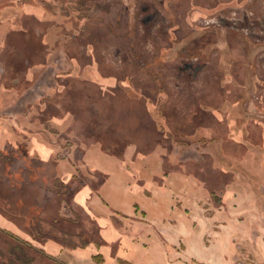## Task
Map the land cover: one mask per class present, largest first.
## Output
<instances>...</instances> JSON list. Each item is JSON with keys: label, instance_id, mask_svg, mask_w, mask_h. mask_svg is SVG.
I'll return each instance as SVG.
<instances>
[{"label": "rangeland", "instance_id": "1", "mask_svg": "<svg viewBox=\"0 0 264 264\" xmlns=\"http://www.w3.org/2000/svg\"><path fill=\"white\" fill-rule=\"evenodd\" d=\"M16 1L22 0H4V5ZM153 1L159 4L161 0ZM163 1L162 11L172 8L166 12L170 23L160 25L156 34L149 36L138 20V10L151 0H85L84 6L79 0H26L44 7L48 18L53 16L55 28L47 43L44 36L35 33L46 26L37 22L30 8L29 31L13 33L0 42V129L4 128L0 152L9 156L7 161L0 157V264H111L110 260L133 264L118 259L121 250L127 249L121 236L115 238L103 225L94 223L83 205L72 199L74 190L86 181L97 185L102 180L81 166V151L92 144L123 157L128 148L136 157H148L162 149L167 172L182 170L180 165H185L187 172L196 173L220 197L216 200L210 193L212 203L204 202L200 208L204 214L221 204L223 193L217 187L228 181L212 171V162L203 161L210 160L208 151L240 157L244 150L237 142H244L255 149L245 153L246 159L264 162V66L256 61L264 45L248 44L245 55L243 44L237 43L231 56L220 30L214 39L193 32L194 28L203 31L200 16L208 18L233 5L239 13L243 8L253 12L258 0ZM215 4V8L210 7ZM183 9L186 22L179 20ZM19 25L15 20L14 26ZM182 57L215 66L204 71L196 85L179 84L175 81L176 64ZM139 60L146 64L140 67ZM26 63L33 65L26 75H16L13 70L4 73L6 66L24 67ZM47 63L51 66L43 69ZM67 64L71 69L67 70ZM41 67L42 71L36 72ZM13 77L21 79L15 88L18 92L12 89L13 95L5 96L4 89L13 87ZM34 84L41 86L37 89L36 85L35 93L31 91ZM210 123L214 134L199 129ZM41 141L53 146L55 154L38 155L34 148ZM180 158L187 163H180ZM195 159L203 165L196 166L200 162ZM54 160L74 165V184L68 191L64 188L67 179L57 174ZM242 170L248 172L244 167ZM258 176L241 178L236 189L249 185L251 191L264 193V173ZM126 205L124 211H128ZM114 225L122 229L123 220L116 218ZM194 232L185 231L186 241L203 264H230L228 257L216 251H222L217 246L220 241L213 238L227 231L203 233L204 246L199 243L201 232ZM127 233L128 228L122 231ZM256 233L250 232L252 240ZM259 233L264 237V232ZM243 237L244 232L236 229V259L231 264H257L253 255L248 256L252 248ZM193 241L196 245L192 248ZM177 246L184 250L183 245ZM131 260L148 264L142 253Z\"/></svg>", "mask_w": 264, "mask_h": 264}, {"label": "crops", "instance_id": "2", "mask_svg": "<svg viewBox=\"0 0 264 264\" xmlns=\"http://www.w3.org/2000/svg\"><path fill=\"white\" fill-rule=\"evenodd\" d=\"M0 2L1 20L5 13L9 14L15 7L3 5L4 0ZM17 9H20L18 13L21 14V7L18 6ZM9 22L10 20H7L3 26L2 20L0 24L2 25L0 26V41L4 38L6 31H11V27L7 25ZM35 87L36 84L31 88L33 93L37 92L34 91ZM7 95L11 96L13 93H5V96ZM1 129L0 134H3L4 131ZM41 143L34 148L38 155L45 153L52 156L55 154L56 150L53 146L43 141ZM237 144L239 147L241 144L244 150L243 156L233 157L226 155L224 151L223 155L219 153L213 155L212 151H208L206 155H211L210 160H203L212 162V166L210 164L211 168H214L212 171L228 179L226 183H221V187H217L223 193L221 204L219 207L213 204L214 206L207 210L210 211L209 214H204L200 209L204 202L212 203L210 197L212 191L203 184L204 180L196 173L187 172L185 165H180L182 170L167 172L163 150L159 148L148 154V157H136V152L129 148L124 157L105 152L99 144L83 148L80 158L82 168L84 167L86 172L95 174L102 180L97 185L92 180L86 181L76 191L74 190L72 199L77 205H83L94 223L99 226L103 225L115 238L121 236L122 246L127 249L121 250L118 259L128 263L135 264L131 259L142 253L148 264H190L196 261L203 264L204 260L198 252H192L188 247L185 231L195 233L194 230H198L201 232L199 243L203 242L204 246L203 233L218 230V232L227 231L228 234L224 233V237L220 238L216 235L213 237L214 241H220L217 246L222 250L220 252L216 249V251L220 253V256L228 257L231 264L236 259L234 236L237 229V231L244 232L246 237H243V242L249 249L252 248L247 251L248 256L253 255L257 264H264V237L259 233L264 232V193L251 191L249 185H245L247 189L243 187L236 189L235 186L241 178L246 180L244 177L247 175L259 177L261 171L264 173V162H262L263 159L262 161L252 160V158L247 160L248 153H245L249 151L251 153L255 149L246 146L244 142H237ZM263 155L261 154V158ZM245 159L247 162H244ZM195 160L194 162H200L196 166L203 165V161ZM179 161L180 163L186 162L181 158ZM54 162L57 174L67 179V186L64 188L68 191L74 184V165L71 162H68L70 166L63 162H56V160ZM172 163L179 164L178 161H172ZM242 167L248 172L242 170ZM205 183L208 182L205 181ZM256 200L258 202H255ZM125 202L128 203L126 205L128 211L123 210ZM147 206L153 208V211H150ZM203 215L208 217L203 218ZM116 218L123 220L120 230L114 225ZM167 222L170 223L167 224ZM127 228L128 233L123 235L122 231L124 232ZM253 231L257 233L254 235L255 239L252 240L250 232ZM177 245H183L184 250L177 249ZM190 245L193 248L196 243L193 241ZM246 246L244 244V247ZM189 252L192 254L189 255L190 258L187 257ZM84 259H86L85 256L80 258L82 261ZM110 262L119 264L118 260H110Z\"/></svg>", "mask_w": 264, "mask_h": 264}, {"label": "flooded vegetation", "instance_id": "3", "mask_svg": "<svg viewBox=\"0 0 264 264\" xmlns=\"http://www.w3.org/2000/svg\"><path fill=\"white\" fill-rule=\"evenodd\" d=\"M233 1L234 0H232V2ZM120 2H121V0H120ZM172 2L173 1H169V3H172ZM180 2L183 3L182 1H180ZM78 4L80 6H84L85 0H79ZM6 5L9 6L11 4H6ZM162 5L165 6V1L161 0L160 3L157 4V3H154L153 0H151V2H144V4H141L139 6L138 20H139L141 26L147 30L148 34H150L149 36L155 35L156 32L158 31L160 25L162 26V25H167L170 23L166 12H169L172 8L170 7V8H167V10L162 11L160 8V6H162ZM11 6H14L15 8L14 9L12 8L9 14L5 13L4 16L1 17V20H0V24L2 23V20H3V23H4V24L2 23L3 26L5 25V22L7 20H10V22L7 23V25H9L11 27V31L10 30L6 31L7 30L6 29L5 30L6 32L4 33L5 34L4 38H2L1 41L3 39H5V41H7L8 38L13 33H19V34L23 33L24 34V33L29 31L26 28V23L28 22V18H29L28 12H29V9L31 8V9H33V11H35L34 16L38 19L37 22L40 25L44 24L46 26L43 28V30L41 32L38 31L35 33L37 35H39L40 37L44 36L47 43H49L48 41L51 39L50 35H51V31L55 28V23L53 20V16H50V19L48 18V13H47L46 9H44V7L39 6V5L36 6L34 4L28 3V2H26V0H22L20 2L16 1L14 3V5H11ZM18 6L21 7V14L18 13V12H20V9H17ZM210 7L215 8L216 4L214 6L211 5ZM235 9L236 8L233 5V6H228L224 10L218 11L217 13L215 12L213 14L208 15V18H205L204 16H200V18L198 19V22L201 25L200 28L203 31L201 30L202 32H199L198 28H194L193 32H195L196 34L201 33V35L206 34L205 36H207V38L210 36L214 39V35H215L216 31L220 30V32L225 35L226 46H227L228 50L230 51L231 56H233V54H234V49H235V46L237 43L243 44V49H244L243 52L245 55H247L248 44H253L255 46L264 45V0H258V4L255 5V10L252 9L253 12L248 11V10L243 8L241 13H239ZM185 11H186V9H183L181 11V15H179V18L182 19V20L179 19L181 22H186L187 15H186ZM15 20L20 22L21 27H20V25L14 26ZM2 25H0V26L2 27ZM181 32H183V31L181 30ZM166 35L169 36V33H166ZM46 49L48 50L47 53H49V49L48 48H46ZM256 61H257V63L261 62L262 65L264 66V50L260 51L257 54ZM64 64L66 65V63H64ZM145 64H146L145 61L139 60L140 67L144 66ZM176 65H177L178 73L175 77V81L179 84H181V83L187 84L188 86L196 85L197 82L199 81V79L202 78V76H203L202 74L205 73L204 71L213 70V68L215 66V64H212L213 66H211L210 64H207V63L196 62V59H188L185 57L184 58L182 57V59ZM234 65H235V63H232L230 65L229 70L231 72L234 69ZM50 66L51 65L47 63L45 65V67H43V69L44 68L48 69ZM67 66H68L67 70L71 69V66L69 64H67ZM248 66H249V64H248ZM32 67H33V65H30L29 63H26V65L24 67H18V65H14L11 67L6 66V68H4V73L7 70H9V71L13 70L14 72H16V75H17V73L19 74V76L20 75H26L27 71L30 70ZM2 68H3V66H2ZM37 71H39V73H40L42 71V67L39 68L38 70H36V72ZM4 73H3V75H4ZM40 77H42V75ZM10 81H12L13 87H11V86L6 87V89H4L6 94L13 93L14 91L16 92L15 88H18V86L16 84L17 83L19 84L21 82V79L17 80V77L16 78L13 77ZM37 81L39 82V79H37ZM38 82H37V84H38ZM56 84H58V82H56ZM241 86L246 88L245 84H241ZM40 87H41L40 85L39 86L37 85V89H39ZM34 91H37L36 87H35ZM253 96H255V95H253ZM249 98H250V96H249ZM212 111H214V110H212ZM228 113H230V112L228 111ZM197 115L198 114H196L194 117H197ZM229 117H230V119H233V117L231 116V113H230ZM260 128L261 127H258L256 129L260 130ZM199 129H206V130L211 132V135L215 133L213 125L211 123L209 125H205V126L202 125ZM212 139L213 138H211V140ZM247 144H249V143H247ZM238 148H240V147H238Z\"/></svg>", "mask_w": 264, "mask_h": 264}, {"label": "trees", "instance_id": "4", "mask_svg": "<svg viewBox=\"0 0 264 264\" xmlns=\"http://www.w3.org/2000/svg\"><path fill=\"white\" fill-rule=\"evenodd\" d=\"M104 150V149H103ZM105 152H107V153H109V154H113V155H118V154H116V153H113V152H110V151H108V150H104ZM146 155V154H145ZM118 156H120V155H118ZM0 157L3 159V160H5V161H7L9 158V156L7 155V153L6 154H2L1 152H0ZM168 172H169V170H168ZM213 187H214V185H213ZM212 196L214 197V198H216V200L218 199V197L219 196H217V194H215V193H212ZM220 198V197H219ZM220 200V199H219ZM217 207H219L220 206V203H218L217 205H216ZM6 235H8L10 238H13L14 240H17L19 243H21L22 244V241L19 239V238H17V237H15V236H13L12 234H10V233H5ZM15 256V255H14ZM98 259H101L102 258V256L101 255H99L98 257H97ZM17 259V258H16ZM15 259V260H16ZM12 263V262H11ZM121 263V262H120ZM121 264H123V262L121 263Z\"/></svg>", "mask_w": 264, "mask_h": 264}]
</instances>
